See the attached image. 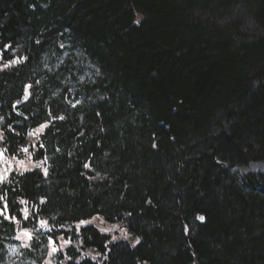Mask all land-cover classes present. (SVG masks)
I'll return each mask as SVG.
<instances>
[{
	"label": "trees",
	"instance_id": "obj_1",
	"mask_svg": "<svg viewBox=\"0 0 264 264\" xmlns=\"http://www.w3.org/2000/svg\"><path fill=\"white\" fill-rule=\"evenodd\" d=\"M0 155V264H264V0H0Z\"/></svg>",
	"mask_w": 264,
	"mask_h": 264
},
{
	"label": "rangeland",
	"instance_id": "obj_2",
	"mask_svg": "<svg viewBox=\"0 0 264 264\" xmlns=\"http://www.w3.org/2000/svg\"><path fill=\"white\" fill-rule=\"evenodd\" d=\"M63 58L70 59V67H72L73 71H76L77 68H83L84 74L79 76V82L82 83L84 80L91 81L93 79L94 71L91 70V65L88 62H85L79 55L75 54L74 51H65ZM53 61V57L45 58L44 59V67L48 66V63H51ZM71 101L74 104H77L79 102V99L73 94L71 96ZM1 159V155H0ZM233 172L237 173L238 175H244L248 173H261L264 171V163L263 162H250L249 164L245 166H241L237 169H232ZM231 170V171H232ZM16 253V247L15 246H8V260L7 262L12 264L11 257H14Z\"/></svg>",
	"mask_w": 264,
	"mask_h": 264
},
{
	"label": "snow or ice",
	"instance_id": "obj_3",
	"mask_svg": "<svg viewBox=\"0 0 264 264\" xmlns=\"http://www.w3.org/2000/svg\"><path fill=\"white\" fill-rule=\"evenodd\" d=\"M73 107H75V105H73ZM61 119H62V117H61ZM42 127H44V126H42ZM24 151H27V149H24ZM84 167L87 168L88 165L85 164ZM6 219H7V217H6ZM198 219L201 220V221H203L205 218H204L203 216H199ZM41 223H43V222H41ZM85 223H87V222H85V221H80V224H85ZM79 226H80V225H77V228H79ZM101 231H105V230H104V229H101ZM25 235H28V234L25 233ZM66 243H67V242H66ZM136 243H139V240H137ZM134 246H135V245H134ZM56 251H57V249H56L55 247H53V248H52V252H56ZM93 259H95V257H93Z\"/></svg>",
	"mask_w": 264,
	"mask_h": 264
}]
</instances>
